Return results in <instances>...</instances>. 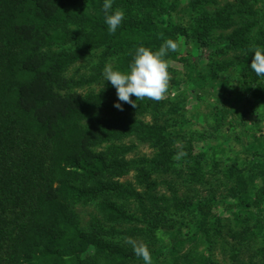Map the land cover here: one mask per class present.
I'll return each instance as SVG.
<instances>
[{
	"label": "trees",
	"instance_id": "trees-1",
	"mask_svg": "<svg viewBox=\"0 0 264 264\" xmlns=\"http://www.w3.org/2000/svg\"><path fill=\"white\" fill-rule=\"evenodd\" d=\"M185 1L183 7V0H113V10L121 9L124 18L111 34L105 23L104 0H0V264L144 262L133 249L105 238L119 232L104 230L103 222L133 219L115 201L119 197L140 202L142 220L148 226L145 240L154 244V231L168 229V246L150 251L152 264L162 256L168 264H216L210 233L221 235V218L214 212L217 205L222 204L238 221L243 212L262 210L264 169L255 174L236 164L226 167L229 177L237 179L238 190L228 191L232 202L214 193L196 199L178 197L172 188L169 198L156 193L141 198L115 178L127 175L133 165L139 171V182L146 177L147 166L153 172L172 170L176 163L200 170L217 145L198 154H193L190 143L170 148L168 142L178 130L145 123L129 112H146L152 106L148 99L136 101L133 96L136 108L120 101L123 110L115 108L112 94L116 89L109 81H104L106 87L98 93L79 92L84 85L100 82L107 61L115 58L113 68L126 71L137 47L156 51L172 39L179 50L169 51L165 59L181 65L184 80L200 91L218 87L221 80L226 87L230 77L222 79L223 68L217 63L207 67L191 61L192 52L182 46L193 45L215 55L227 47L239 49L242 55L235 61V70L245 105L249 107L254 100L264 107V77L250 68L251 46L264 48V0H223L222 5L218 0ZM230 28L231 34L223 33ZM97 50L101 53L91 67L92 74L79 79L75 77L79 69L66 74ZM219 90L220 103L225 94ZM238 99L215 104L210 113L214 128L226 130L228 138L234 137L245 154L256 156V164L264 166V136L257 138L247 128L238 137L228 132L232 127L242 128L249 113L243 109L239 114ZM110 109L112 113L107 114ZM131 136L154 141L159 152L151 161L125 160L130 148L111 143ZM102 145L104 149L98 150ZM177 153L186 155L175 160ZM90 204L102 218L92 217L85 229L75 208ZM175 211L187 213V221L172 218ZM147 213L151 216L146 219ZM263 231L257 229L264 237ZM197 241L203 249L180 254L185 244ZM90 248L93 255L84 257Z\"/></svg>",
	"mask_w": 264,
	"mask_h": 264
},
{
	"label": "rangeland",
	"instance_id": "rangeland-1",
	"mask_svg": "<svg viewBox=\"0 0 264 264\" xmlns=\"http://www.w3.org/2000/svg\"><path fill=\"white\" fill-rule=\"evenodd\" d=\"M232 2L233 0H229ZM185 0H183V7L185 6ZM220 4H223V0H218ZM210 10L214 9L211 4ZM165 21V17L161 22ZM233 28L223 32L225 34H231ZM183 48L189 49V54L192 52L190 60L195 61L198 64L207 66V64L217 63L223 68L221 72L222 79H228V86L225 87V80H221L216 88H208L207 91H200L191 87L184 79V73L181 65L169 60L171 66L168 71L171 76L169 84V92L167 97L160 101L154 102L150 100L151 107L144 113H136L134 110L129 111L132 115L141 119L145 123L157 122L158 124H167L178 130L177 134L168 142V145L172 149H180L190 143L192 146L193 154H198L206 151L208 147L214 144L217 145L213 153L204 159L201 169H194L192 166L176 165L169 171H151L148 166L144 170L146 177L142 182L138 180V173L136 167L133 165L128 174L115 178L120 184L129 185L136 192H138L141 198L145 194L156 193L157 196L164 195L168 198L171 197V188L176 190L177 196H185L187 198L196 199L204 198L214 193L218 199L225 198L227 202H232V198H229V189L236 188L237 179L229 177V172L226 167L236 164L240 168L251 169V172L257 174V171L264 169V166L257 165L256 156L245 154L242 151L240 144L234 139V137L228 138L227 131L222 129L218 130L214 128L213 118L210 116L212 108L215 107L218 100L221 98L219 88H221L225 94V99L220 101L222 103H233L237 97L239 99L235 103V108L239 114L242 110H248V115L244 118V126L235 130L233 127L228 131L230 134L235 133L237 137L246 128L255 134L258 138L264 136V107H260L258 102L252 100L251 105L246 107L245 97L243 96L242 87L238 83V73L235 70V61L241 58L242 52L237 49L233 50L227 47L222 54L215 55L212 52H208L204 49L197 50L193 45H183ZM101 50H97L93 53L91 58H87L80 61L75 66L71 67L66 73L68 76L73 75L76 69H79L76 78L88 76L92 74L91 67L95 66L98 61V56ZM111 63L113 67L116 66V59L107 61L106 64ZM104 64V67L105 65ZM208 67V66H207ZM104 70V68H103ZM103 73V72H102ZM103 75V74H102ZM106 82L104 75L100 82L90 83L84 85L79 89V92L92 91L98 93L101 89H104ZM225 90V91H224ZM239 94V95H238ZM113 102H118L116 92L112 94ZM247 97V96H246ZM115 101V102H114ZM107 113V112H106ZM112 113V110H108L107 114ZM241 115V114H240ZM186 122V123H185ZM184 123V124H182ZM181 128V129H180ZM229 134V135H230ZM114 146L130 148L124 158L127 161H151L160 148L156 147L154 141H140L135 136L124 138L118 141H114ZM105 145H102L98 150H103ZM213 154V155H212ZM214 156V157H213ZM211 158L213 160L211 161ZM176 160V159H175ZM140 165H138V168ZM198 176H201L199 179ZM259 178L255 179L257 183ZM152 187V188H150ZM116 202L121 204L133 219L130 221H124L121 223H108L103 222L102 228L104 230H115L119 233L107 234L106 240L115 243L127 250H131L132 247L126 242V238H132L138 242H144L150 251L160 250L169 243V234L167 227L155 230L154 235L156 237L155 243L153 241L145 240L144 231L148 226L143 219L142 210L140 209V202L133 197L115 199ZM149 206V202L146 201ZM79 216L80 226L87 228L90 224L91 218H102L94 204L90 205H77L75 208ZM220 216V230L221 235H214L210 233V250L213 262L216 264H264V237L262 234L257 233L258 228H264V206L261 211L257 212H243L239 221L236 217L225 211L222 204H218L215 211ZM146 219L151 216L147 213ZM172 218L177 220L187 221V213L175 211L172 212ZM169 219V217H168ZM175 225L173 229L177 228ZM141 231V232H140ZM140 232V233H139ZM264 233V231H263ZM166 248V247H165ZM204 246L201 242L187 243L180 250V254H184L187 251H195L203 249ZM93 255V249L90 248L84 257ZM144 264L140 259H127L124 262L110 261L108 264ZM157 264H168L166 256L159 258Z\"/></svg>",
	"mask_w": 264,
	"mask_h": 264
},
{
	"label": "clouds",
	"instance_id": "clouds-1",
	"mask_svg": "<svg viewBox=\"0 0 264 264\" xmlns=\"http://www.w3.org/2000/svg\"><path fill=\"white\" fill-rule=\"evenodd\" d=\"M113 0H104L103 12L108 31L115 34L124 18V12L112 8ZM162 35V34H161ZM179 50V44L172 39H167L156 51L143 45L135 49L132 60L126 71L113 68L111 63L105 65L103 75L106 81L116 89L118 101L130 104L133 108L137 104L132 100L135 96L137 100H152L160 102L164 100L169 92L171 80L168 71L171 63L165 59L169 51ZM254 52L250 68L258 76L264 77V48L253 44L250 48ZM114 107L123 110L121 103L117 102ZM186 153H177L174 159H180ZM126 242L131 245L134 254L141 257L144 264H152V256L148 246L144 242H138L132 238H126Z\"/></svg>",
	"mask_w": 264,
	"mask_h": 264
}]
</instances>
